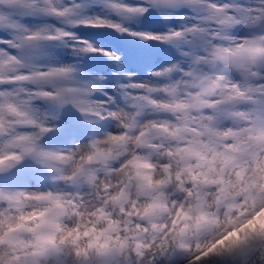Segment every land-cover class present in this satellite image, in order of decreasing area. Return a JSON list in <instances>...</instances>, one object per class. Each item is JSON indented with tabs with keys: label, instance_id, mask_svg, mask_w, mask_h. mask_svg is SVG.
<instances>
[{
	"label": "snow or ice",
	"instance_id": "obj_1",
	"mask_svg": "<svg viewBox=\"0 0 264 264\" xmlns=\"http://www.w3.org/2000/svg\"><path fill=\"white\" fill-rule=\"evenodd\" d=\"M92 2L121 22L0 0V264H264V0ZM80 26L180 58L138 78Z\"/></svg>",
	"mask_w": 264,
	"mask_h": 264
},
{
	"label": "rangeland",
	"instance_id": "obj_2",
	"mask_svg": "<svg viewBox=\"0 0 264 264\" xmlns=\"http://www.w3.org/2000/svg\"><path fill=\"white\" fill-rule=\"evenodd\" d=\"M101 12V17L103 18H107V19H110V14L108 12H105V11H100ZM56 53L58 54L59 58L61 59H65L67 62H72L75 57L72 56V50L71 48H63V47H60V48H57L56 49ZM180 58V52H174L172 54H170L166 59H160V60H157L155 62V64L158 63V66L156 67V69L154 71H157V70H160V68L164 67V66H168L169 64L173 63V62H177ZM150 74L151 73H145L142 75V79H148L150 77ZM102 76H108L110 78L113 79V74L110 73V74H102ZM186 264V262H185Z\"/></svg>",
	"mask_w": 264,
	"mask_h": 264
}]
</instances>
